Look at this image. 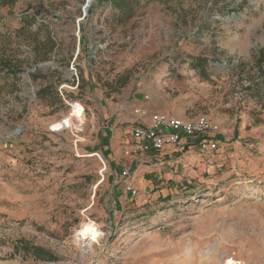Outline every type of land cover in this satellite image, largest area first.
I'll return each mask as SVG.
<instances>
[{
  "label": "rangeland",
  "instance_id": "obj_1",
  "mask_svg": "<svg viewBox=\"0 0 264 264\" xmlns=\"http://www.w3.org/2000/svg\"><path fill=\"white\" fill-rule=\"evenodd\" d=\"M88 1L0 0V264H264V46L221 51L264 0ZM157 111L220 147L128 158Z\"/></svg>",
  "mask_w": 264,
  "mask_h": 264
},
{
  "label": "built area",
  "instance_id": "obj_2",
  "mask_svg": "<svg viewBox=\"0 0 264 264\" xmlns=\"http://www.w3.org/2000/svg\"><path fill=\"white\" fill-rule=\"evenodd\" d=\"M75 120L74 132H82V116L75 115ZM219 131L220 124L208 115L187 119L164 112H153L148 121L139 122L132 127V145L125 149V155L128 158H140L144 154L161 152L170 147L183 149L193 145L202 152L215 151L220 147L217 137ZM123 174L128 175V170H124Z\"/></svg>",
  "mask_w": 264,
  "mask_h": 264
},
{
  "label": "clouds",
  "instance_id": "obj_3",
  "mask_svg": "<svg viewBox=\"0 0 264 264\" xmlns=\"http://www.w3.org/2000/svg\"><path fill=\"white\" fill-rule=\"evenodd\" d=\"M241 28H243L245 32L244 40L236 44L224 43L221 51L225 57L244 61L250 59L254 55L257 47L264 46L260 44V39L264 38V14L252 17L243 24L232 21L231 19H226L222 25V30L226 34L238 33ZM94 231L95 229L92 227L84 229L85 233ZM98 235L99 233L93 235L92 239H97Z\"/></svg>",
  "mask_w": 264,
  "mask_h": 264
},
{
  "label": "trees",
  "instance_id": "obj_4",
  "mask_svg": "<svg viewBox=\"0 0 264 264\" xmlns=\"http://www.w3.org/2000/svg\"><path fill=\"white\" fill-rule=\"evenodd\" d=\"M14 1L16 0H11V2H14ZM113 3H114V6L118 8L128 6V2L126 0H113ZM26 249L29 250V248H26ZM30 249H31L32 256H34L37 259H49V260L56 259L53 252H51L50 250L42 246L34 245Z\"/></svg>",
  "mask_w": 264,
  "mask_h": 264
},
{
  "label": "water",
  "instance_id": "obj_5",
  "mask_svg": "<svg viewBox=\"0 0 264 264\" xmlns=\"http://www.w3.org/2000/svg\"><path fill=\"white\" fill-rule=\"evenodd\" d=\"M90 3H91V0H89V1L87 2V4L85 5V8H88Z\"/></svg>",
  "mask_w": 264,
  "mask_h": 264
},
{
  "label": "crops",
  "instance_id": "obj_6",
  "mask_svg": "<svg viewBox=\"0 0 264 264\" xmlns=\"http://www.w3.org/2000/svg\"><path fill=\"white\" fill-rule=\"evenodd\" d=\"M152 153V152H151Z\"/></svg>",
  "mask_w": 264,
  "mask_h": 264
}]
</instances>
